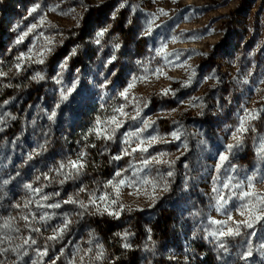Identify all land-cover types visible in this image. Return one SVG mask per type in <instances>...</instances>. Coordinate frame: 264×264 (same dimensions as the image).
Instances as JSON below:
<instances>
[{"label": "rangeland", "instance_id": "rangeland-1", "mask_svg": "<svg viewBox=\"0 0 264 264\" xmlns=\"http://www.w3.org/2000/svg\"><path fill=\"white\" fill-rule=\"evenodd\" d=\"M119 107L128 114L119 116L122 126L111 139L97 137V121L111 131L103 122ZM249 113L256 118L241 133ZM141 120L150 122L143 132ZM132 133L162 138L143 156L163 153L171 167L153 163L133 177L130 163L143 166L140 152L124 154L125 140L136 146ZM262 146L264 0H0V218L17 217L18 238L6 246H22L5 254L6 264H80V256L83 264H264V210L251 228L241 214L246 203L264 204L239 199L264 196ZM82 153L83 172L60 183L61 163ZM220 155L228 160L217 170ZM118 171L168 190L123 187L108 206ZM105 194L109 202L97 199V211L90 197ZM69 197L87 208L64 203ZM29 200V208L14 206ZM29 212L39 232L19 219ZM66 219L63 237L49 241ZM234 222L241 235L220 237ZM27 236L36 243L23 245Z\"/></svg>", "mask_w": 264, "mask_h": 264}, {"label": "snow or ice", "instance_id": "snow-or-ice-1", "mask_svg": "<svg viewBox=\"0 0 264 264\" xmlns=\"http://www.w3.org/2000/svg\"><path fill=\"white\" fill-rule=\"evenodd\" d=\"M35 10L36 9L34 8L32 11H35ZM161 14L166 15L167 13L162 12ZM41 23H43V21H41ZM33 27H35V26H33ZM148 31H149V33L151 32V26H149ZM100 35H103V33H101ZM22 39H23V37H21V40ZM48 43L50 44V43H52V41L49 40ZM28 58L30 59L31 57H28ZM18 59L22 60V59H25V57H18ZM40 62H43V61L41 60ZM17 67L19 68L20 66L17 65ZM141 79H145V78H141ZM132 87H134V83L129 84V89H131ZM168 91H170V90H165L164 94H167ZM121 95L125 98V100L129 99L127 90L125 92H122ZM62 99L67 100L68 95L63 94ZM132 99L135 100V98H132ZM114 112L118 113V116L113 115L108 121L103 122V123H106L109 126L114 125L115 128H112L111 131H109L108 128L101 129L100 125L102 122L98 120L97 121V128L93 129V131L95 132L97 137H100L101 135H103L104 138L111 139V134L114 133L115 129L120 128L122 126V121L119 120V116L126 117L128 114L125 113L123 107L115 108ZM55 115H56V113L52 112L50 118L55 117ZM139 117H140V111L137 110L136 116L132 117V119H138ZM255 118H256L255 113H249L248 116L245 117L244 121H242L238 131L241 133L244 131H247V129L245 128L244 125L248 122L249 119H255ZM140 123L142 124V128L139 129L140 132H143L148 127H150V122L148 120H141ZM130 135L137 137V143H136L135 147H132L131 146V140H125L124 143L129 145V147L124 149V154L125 155H132L135 152H140L142 154V156L138 159L140 160V164L143 166L142 168H137L135 165H132L130 163V167H132L134 169L132 172L133 177H138V174L140 171H143L144 168H148L153 163H155V164L169 163V167H171V163H174V162L165 161L163 159V156H164L163 153H161L160 155H152L150 157H144L143 156L144 153L148 152L149 147H151L154 143H157L158 139H162V138H158L157 136H150V137L141 139V138H139L138 133H132ZM172 136L174 139H179V136L175 132L172 133ZM233 138L237 139V143L239 144L238 136H234ZM42 147L43 146H41V148ZM232 147H233L232 145H228L227 150L231 151ZM261 151L264 152V146H262ZM36 154L39 155V151H37ZM28 158L32 159V156L30 155ZM83 158H84V154L82 153L80 156V159H78V160H69L66 164L61 163L60 168L57 172V175H63L64 179H62L60 181V183H63L64 180L77 177L83 172V169L85 167V164L83 163ZM114 159L118 160V159H121V157L116 156V157H114ZM226 160H228V157L226 155H220L219 156V163L217 165V170H219V168L223 167L224 162ZM127 170L128 169H125V171H127ZM115 175L117 177H121V178L115 182H109L108 186L113 189L114 193L116 194V199H112L109 202V194H105V195L100 196L98 198H91L90 197L89 203L92 204L93 206H95L97 208V211H99V207H100L99 204H97V199L102 201V202H109L108 206H110V204H115L119 198L120 190L123 187H132L137 192L143 190L146 194H147V187H145V186H150L153 193L155 192L157 187H160V190H162V191L168 190L167 184L160 186V185L156 184L154 181L148 180L147 178L143 179L142 181L134 180L132 178L125 179V178H123V173L119 172V171ZM172 175H173L172 171L167 172V176L171 177ZM46 178H48V177H46ZM49 179H51V178H49ZM246 179H248L249 186L251 187L252 186V180L254 179V177L246 178ZM3 183L6 184V183H8V181L5 180V181H3ZM26 187L30 191L34 192L36 195H39L40 192L42 191V189H40V188L33 189L31 184L26 185ZM224 187L227 188L228 185L225 184ZM236 187H241V185L237 184ZM80 191L83 192V191H85V189L81 188ZM55 195H59V193H56ZM249 197H255L261 204H264V196H258L254 191L242 192L239 199L247 200ZM149 198H154V196H149ZM40 199L43 201H47L50 199V196L45 194V195L41 196ZM222 201H224V197L220 196L218 198V203H220ZM32 203H34V201L29 200L28 202H26L22 206L21 205H14V206L17 208H20V207L29 208V206ZM35 203H36L37 207L59 208L61 206V204L59 202L47 204V205L41 204L39 202H35ZM64 203H72V204L79 203L80 207L85 208V209L87 208L86 204H84L82 201H78V200L74 199L73 197H69L66 201H64ZM108 206L105 207V211H108ZM221 207H223L222 203H221ZM242 208H243V210H242L241 214L244 215L245 213H247L249 216V219L244 221L245 227L251 228L253 226V224L251 222L253 219L259 220L262 218L259 215H255V213L257 211H262L264 209H257L255 207V205L250 206V202L243 205ZM109 215H117V213L109 211ZM29 217H31V219ZM48 218L49 217H48L47 213L43 214L40 217L41 220H47ZM19 219L24 221V227L27 228L29 231H34V232L40 231V229L38 227L33 226L34 223L36 222V215L35 214L29 212L27 215H21L19 217ZM0 220H2V223H0V257H4L3 259H0V264H6L7 257L5 254L8 252H16V251H18V249L20 247H22L21 245H17L16 247H9L12 244L13 239L18 238V237H13L11 234L12 233H19L21 229L16 224L17 217H10L8 219L0 218ZM229 220H231V216H229ZM71 223H72L71 220L66 219L63 222L62 226L57 227V228H53V230H52L53 235L49 236L47 239L49 241H57V240L61 239L63 237L64 233L69 229V225ZM212 223H215V224L224 223L226 225L227 221H225V222L212 221ZM234 223L236 224L235 228L228 227L227 232L225 233L224 231H220L219 236L220 237H223L225 235L240 236L241 235L240 223L239 222H234ZM213 235H217V233H213ZM35 243H36V239L33 238L32 236H27V237L23 238V245L31 246ZM6 245H9V246H6ZM220 246L223 247L224 245L221 244ZM39 254L41 256L46 255L47 254L46 249H45V251H42ZM101 255H102V253H101ZM79 260H80V264H83L84 256H80ZM53 264H54V262H53ZM72 264H76L75 259L72 261Z\"/></svg>", "mask_w": 264, "mask_h": 264}]
</instances>
